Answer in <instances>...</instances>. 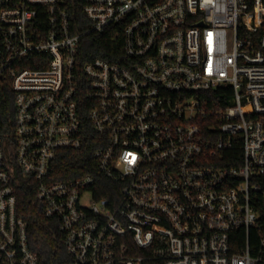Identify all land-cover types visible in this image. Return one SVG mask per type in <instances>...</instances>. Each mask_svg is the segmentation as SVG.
<instances>
[{
	"label": "built area",
	"instance_id": "built-area-1",
	"mask_svg": "<svg viewBox=\"0 0 264 264\" xmlns=\"http://www.w3.org/2000/svg\"><path fill=\"white\" fill-rule=\"evenodd\" d=\"M84 12L88 31L124 43L81 73L63 0H0V89L14 106L0 132V264H39L24 185L57 221L65 264H264V0H86ZM91 133L111 196L93 174L52 178L59 152Z\"/></svg>",
	"mask_w": 264,
	"mask_h": 264
},
{
	"label": "trees",
	"instance_id": "trees-1",
	"mask_svg": "<svg viewBox=\"0 0 264 264\" xmlns=\"http://www.w3.org/2000/svg\"><path fill=\"white\" fill-rule=\"evenodd\" d=\"M86 0H63V5L70 14L73 31L81 33L78 67L82 73L85 62L95 58H105L118 61L123 53V36L121 34L96 33L88 31L90 23L84 12ZM264 34V26L261 29ZM86 83V79L81 75ZM84 94V87L81 90ZM14 113L13 97L10 88L0 89V132L12 131ZM95 134L90 135L85 147L79 150H61L54 163L52 178L55 181L74 176L93 174L97 185L94 188L98 197L111 196L113 191L118 193L119 186L108 180L96 167L93 158ZM109 190L111 192H109ZM113 190V191H112ZM18 212L26 220L29 231V242L32 249L39 255V264H65L68 255L64 247V237L60 232L57 221L44 215L41 204L36 200V194L31 186L24 185L19 192Z\"/></svg>",
	"mask_w": 264,
	"mask_h": 264
}]
</instances>
